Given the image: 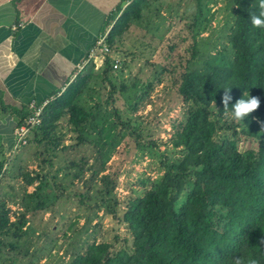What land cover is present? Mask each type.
I'll list each match as a JSON object with an SVG mask.
<instances>
[{
  "label": "trees",
  "instance_id": "1",
  "mask_svg": "<svg viewBox=\"0 0 264 264\" xmlns=\"http://www.w3.org/2000/svg\"><path fill=\"white\" fill-rule=\"evenodd\" d=\"M228 1L234 8L227 38L229 47L209 53L195 67H189V62L185 61L172 81L186 107L181 119L170 121L166 144L172 153L160 155L163 174L140 195L129 196L118 216L119 203L112 195L114 179L107 173L98 178L106 196L99 194L96 206L102 205L106 214L125 226L130 243L122 239L124 245L113 251L108 242L92 241L82 252L69 254L65 264H233V259L239 257L246 264L249 260L264 264V245L260 244L264 239V28L253 27L250 20L252 14L260 12L258 0ZM158 2L129 0L114 18L104 36L109 53L103 58L102 79L106 80L107 71H113V62L108 55L119 50L122 34L133 21L141 18L144 7L154 6L158 10L155 5ZM207 21V17L202 18L198 3L197 12L187 25L189 32L196 27L189 35V58L197 60L193 39L205 28ZM202 22L203 25L198 27ZM91 77L90 72L77 74L58 95L41 106L39 120L29 133L41 160L45 161L50 153H54L60 142V135L56 134L57 122L78 108L76 99ZM106 84L107 90L101 97L105 94L104 98L111 100L116 86L110 77ZM119 86L120 90L126 88L123 84ZM224 89H229L232 98L229 107L244 93L258 97L260 106L243 121L231 126L233 137L215 139L218 119L231 111L230 108L226 111L222 104ZM146 95L147 92L140 94ZM211 107L215 108L214 112ZM0 113L12 115L15 126L29 116L28 108L7 106L1 98ZM115 116L118 118L117 114ZM118 121L122 128L128 127L126 122ZM237 134L246 136L255 147L239 151L234 137ZM75 138L76 144L85 141L79 133ZM148 144L153 143L149 141ZM165 150L169 149L165 146ZM96 155L98 166L94 165L97 168L91 169L76 190L85 199L89 198L90 183L104 170L101 153L97 151ZM7 161V157L1 156L0 178ZM68 165L80 168L79 175L74 173L77 178L85 171L76 161L72 160ZM22 178L26 185L34 180L27 173H22ZM108 179L109 189L104 186ZM214 192L225 201L215 202L210 197ZM47 196L38 182L29 192L21 190L18 204L23 211L32 212L43 208ZM10 200L13 202L12 197ZM9 212L0 198L1 247L14 244L12 240L4 241L2 233L10 232L16 239L25 223L22 213H17L11 220Z\"/></svg>",
  "mask_w": 264,
  "mask_h": 264
},
{
  "label": "rangeland",
  "instance_id": "2",
  "mask_svg": "<svg viewBox=\"0 0 264 264\" xmlns=\"http://www.w3.org/2000/svg\"><path fill=\"white\" fill-rule=\"evenodd\" d=\"M198 3L202 18L208 21L193 39L196 60L189 58V35L196 27L189 32L187 25ZM155 5L158 10L149 5L142 9L141 18L122 34L119 50L108 55L112 62L116 59V67L107 71L106 77L116 86L112 99H105V94L101 97L107 90L106 80L100 68L93 71L87 87L76 99L78 108L57 122L60 142L53 154L41 160L38 148L28 137L25 145L7 157L0 178V198L10 211V219L22 213L25 223L16 239L10 232L2 233L4 241L12 240L14 244L0 246V264H65L69 254L82 252L92 241L108 242L113 251L124 245L122 239L130 243L125 226L106 214L102 205L96 206L99 194L106 196L98 178L107 173L114 179L112 195L119 203L118 216L129 196L140 195L163 174L160 155L172 153L166 144L170 121L181 119L186 107L172 81L185 61L195 67L209 53L229 47L227 38L234 13L228 0H159ZM202 25L203 22L198 27ZM120 84L126 88L120 90ZM144 92L146 97L140 96ZM210 109L215 111L214 107ZM118 120L128 127L122 128ZM237 123L226 112L218 119L214 138L233 137L231 126ZM78 133L85 139L80 144H76ZM234 137L239 151L255 147L244 135ZM149 141L153 144L149 145ZM97 151L104 170L90 183L89 198L85 199L76 190L91 169L97 168ZM72 160L85 169L79 178L74 173L79 175L80 168L68 165ZM22 173L33 177L32 183L26 185ZM38 182L48 195L45 205L32 212L23 211L18 204L21 190L29 192ZM105 183L109 189V179ZM210 197L215 202L225 201L217 192Z\"/></svg>",
  "mask_w": 264,
  "mask_h": 264
},
{
  "label": "crops",
  "instance_id": "3",
  "mask_svg": "<svg viewBox=\"0 0 264 264\" xmlns=\"http://www.w3.org/2000/svg\"><path fill=\"white\" fill-rule=\"evenodd\" d=\"M128 1L0 0L2 102L42 106L77 74L101 69L103 58L90 49ZM14 127L13 116L0 113V159L13 151Z\"/></svg>",
  "mask_w": 264,
  "mask_h": 264
},
{
  "label": "clouds",
  "instance_id": "4",
  "mask_svg": "<svg viewBox=\"0 0 264 264\" xmlns=\"http://www.w3.org/2000/svg\"><path fill=\"white\" fill-rule=\"evenodd\" d=\"M258 7L260 9L259 14H252L250 16L251 24L256 28H264V0H258ZM229 89H224V95L222 96V104L226 111L231 109V117L237 121H243L244 117L250 114L251 112L257 110L260 106V100L258 97H250L248 93H244V96L238 100L231 107H229V101L232 99L228 94ZM264 128V124H262ZM261 245H264V239L260 241ZM233 264H246V262L239 258L233 259ZM247 264H256L255 260L247 261Z\"/></svg>",
  "mask_w": 264,
  "mask_h": 264
},
{
  "label": "built area",
  "instance_id": "5",
  "mask_svg": "<svg viewBox=\"0 0 264 264\" xmlns=\"http://www.w3.org/2000/svg\"><path fill=\"white\" fill-rule=\"evenodd\" d=\"M108 53L109 49L106 43L104 42V36L97 38L95 40V43L93 44V47L90 49V55H99L104 58V56ZM112 67H116V59H114ZM28 108L30 109L29 116L23 121V123H21L20 125H16L13 129V151L17 150L18 148L27 143L31 127L35 125L39 120L38 117L41 110V106L29 104Z\"/></svg>",
  "mask_w": 264,
  "mask_h": 264
}]
</instances>
